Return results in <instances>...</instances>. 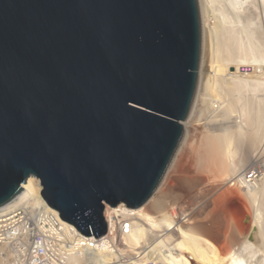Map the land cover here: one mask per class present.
Masks as SVG:
<instances>
[{
    "label": "water",
    "instance_id": "95a60500",
    "mask_svg": "<svg viewBox=\"0 0 264 264\" xmlns=\"http://www.w3.org/2000/svg\"><path fill=\"white\" fill-rule=\"evenodd\" d=\"M199 0H0V206L30 176L81 232L161 188L195 99Z\"/></svg>",
    "mask_w": 264,
    "mask_h": 264
},
{
    "label": "bare ground",
    "instance_id": "6f19581e",
    "mask_svg": "<svg viewBox=\"0 0 264 264\" xmlns=\"http://www.w3.org/2000/svg\"><path fill=\"white\" fill-rule=\"evenodd\" d=\"M216 1L199 0L205 35L201 62L210 60V64L205 72L200 63L193 106L183 122L188 134L181 142L185 149L179 163L216 173L209 187L203 185L207 194L223 189L228 179L236 180L235 186L251 206L250 215L244 217L250 219L251 226L243 222L244 218L236 221L233 215L228 216L222 233L211 238L212 228L198 230L190 217L186 218V205L175 214L167 210L164 199L157 198V192L137 208L138 219L123 236L121 253L128 258L118 261L106 255L108 264H148L153 260L164 264H264V156L259 155L264 149V0L220 4V29L215 36L211 27L207 37L204 18ZM246 66L253 71H243ZM251 166L259 168L260 177L254 186H245L240 176ZM24 188L31 198L45 202L38 177L30 176ZM217 242L226 245L220 247ZM0 264L7 262L0 259Z\"/></svg>",
    "mask_w": 264,
    "mask_h": 264
},
{
    "label": "built area",
    "instance_id": "2783aa9c",
    "mask_svg": "<svg viewBox=\"0 0 264 264\" xmlns=\"http://www.w3.org/2000/svg\"><path fill=\"white\" fill-rule=\"evenodd\" d=\"M241 175L245 186H254L260 170L252 167ZM138 216L137 208L125 203L107 205V233L87 235L46 201L31 198L23 185L17 196L0 206V259L7 264H108L107 255L125 261L123 236L131 231Z\"/></svg>",
    "mask_w": 264,
    "mask_h": 264
},
{
    "label": "rangeland",
    "instance_id": "374dc122",
    "mask_svg": "<svg viewBox=\"0 0 264 264\" xmlns=\"http://www.w3.org/2000/svg\"><path fill=\"white\" fill-rule=\"evenodd\" d=\"M225 1L228 2V0L216 1V3L214 4H217L215 5L217 7L213 5V9L210 10V12H207V14L205 15L204 26L208 28V29L205 28V30H208L206 31L207 37H210L209 32H210L211 27L214 28L213 34H215V36L217 35V32L220 29L219 26L221 24V20L223 19L221 12H219V9L222 6L220 4H224ZM203 36L205 37L204 33H203ZM209 64H210V60H207L203 63L201 62V65H203V71L206 72L208 70L207 68H209L208 66ZM243 71L252 72L253 69L251 66H246V67H243ZM184 131L185 132H184L181 142L185 139V137H187V134H188L186 130ZM184 149L185 147H183L182 143H180L179 148L175 154V157L172 160L171 168L160 190L158 191L159 194H156L157 198H161L165 200L167 210H171L172 212L173 211L179 212L181 210L180 208L181 205H186V208L184 207L185 214L187 215L186 218L190 217L189 221H193L192 225L194 224L193 226L198 230L200 229L202 230L204 226L212 228L213 232H211L212 233L210 236L211 238L212 236L217 235L219 231H221L220 234L222 233V230H224L225 225L228 221V220L226 222L224 221V219L226 220V217L228 216L231 217L233 215L232 217H236L235 220L238 221V218H240L239 220H243L244 217L246 218L247 215H250L249 212H251L250 210L251 206L249 202L238 191V188L236 187L237 185L235 182L236 180L231 181L230 179H228L225 184V187L220 190V191L224 190L223 193L220 191L216 192V194L214 192H208L210 194H207V192H203L202 190L205 188L203 185H205L206 188L209 187L211 183L214 182V179H216L215 177L216 173L210 170L207 171V169H203V168L201 169L200 167H197L196 165H192V166L186 165V167L180 165L179 160L181 158L182 153L184 152ZM262 150H261L262 153L259 152L260 153L259 155L263 154L262 156H264V149ZM252 167H255V166H251L250 168ZM205 171H207L208 174H206L207 172ZM209 172L210 174L212 172L213 175H211L210 178H208L209 180L208 181L207 177H209ZM205 179L207 180V182ZM202 181L205 183H203ZM227 187L230 188L229 191H231V194L229 193V191L226 190ZM219 192L222 194H220ZM217 195L219 199H217ZM199 210L202 212V214L200 213ZM262 211L264 213V209ZM154 214H159V213H154ZM229 217L227 219H229ZM245 218L243 222L251 226V223L249 221L250 219L246 220ZM217 221L219 222L217 223ZM213 222L215 223L213 224ZM215 224L217 227H213ZM215 229H217L216 230L217 233L215 232ZM215 238L216 237H213V240H215ZM218 242L217 244L219 245ZM220 243L224 244L223 242H220ZM221 244L219 245L220 247H221ZM225 245L226 243L224 244V246Z\"/></svg>",
    "mask_w": 264,
    "mask_h": 264
}]
</instances>
